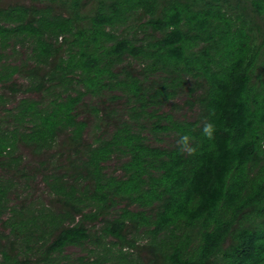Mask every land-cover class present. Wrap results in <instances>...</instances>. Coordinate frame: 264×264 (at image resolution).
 <instances>
[{
	"label": "trees",
	"instance_id": "16d2710c",
	"mask_svg": "<svg viewBox=\"0 0 264 264\" xmlns=\"http://www.w3.org/2000/svg\"><path fill=\"white\" fill-rule=\"evenodd\" d=\"M0 86V264H62L69 247L81 264H264V0L0 5ZM105 97L126 111L89 141L83 109L119 113ZM179 98L192 119L161 113ZM22 147L46 167L39 209L10 206Z\"/></svg>",
	"mask_w": 264,
	"mask_h": 264
},
{
	"label": "rangeland",
	"instance_id": "374dc122",
	"mask_svg": "<svg viewBox=\"0 0 264 264\" xmlns=\"http://www.w3.org/2000/svg\"><path fill=\"white\" fill-rule=\"evenodd\" d=\"M29 3L30 0H0L1 6H7L12 3ZM8 61L13 64H20L22 63L26 55L24 52L22 53H13V50H9L7 53ZM137 65V63H135ZM16 80L19 84L25 88L27 86V82L24 79L23 76H17ZM7 90L3 89L0 86V92H5ZM25 97H31L34 99H39L40 96L37 94H30V93H24L21 92L18 94L16 98L18 100L20 98ZM106 100L105 104L109 107V109H117L119 111L118 115H113L109 121H105V123H102L101 121L95 119L93 116H91L87 110H82V115L86 116L89 121V129L87 131L86 137L89 141H93L95 138L99 137L102 134H108L112 130V124L121 117L125 111L126 106L124 101L120 100L117 103H110L107 97L104 98ZM91 103H97L98 100L96 99H88ZM2 110L0 108V114H2ZM161 113H170L174 115L176 118L180 119H192L194 117L195 112L192 111L189 107L185 105V100L183 98H179L178 100H175L173 102H170L167 104L164 109L161 111ZM146 135L149 137V141L158 146H169L173 142V137L170 135H160L158 137L153 136L151 133H146ZM20 153L24 156V165L23 168L26 172V176H23L21 174H18L17 176L14 174H11L9 177H12L17 184L16 189L13 191V194L11 196L10 206L11 207H21L22 203L25 202L26 205L30 206V208L39 209L41 207V203L44 202L46 204H49L51 201V196L49 195V191L46 188L44 182H43V176L41 174L36 175L37 172H44L46 171V167H43L39 163L38 158L31 157L29 154V151L25 148L20 149ZM57 163V160H54ZM118 160L114 159L107 165V171L110 173L115 172V169L118 167ZM1 172V169H0ZM118 174V173H117ZM32 176L30 179L27 176ZM30 181H29V179ZM27 181L29 184H26ZM100 224H93L92 228L93 230L99 229ZM65 255L69 257L68 260L63 261L62 264H81L79 259L86 255V252L83 248H76V247H69ZM35 259V258H34ZM36 260V259H35ZM34 261V260H33Z\"/></svg>",
	"mask_w": 264,
	"mask_h": 264
},
{
	"label": "clouds",
	"instance_id": "9594fccd",
	"mask_svg": "<svg viewBox=\"0 0 264 264\" xmlns=\"http://www.w3.org/2000/svg\"><path fill=\"white\" fill-rule=\"evenodd\" d=\"M201 132L204 137L209 140L214 139V134L216 131L215 125L205 118L202 122ZM177 145L182 153H187L189 155H194L197 151L196 147L193 146L192 137L189 134H183L177 141Z\"/></svg>",
	"mask_w": 264,
	"mask_h": 264
}]
</instances>
